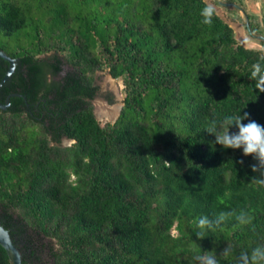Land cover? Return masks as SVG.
<instances>
[{
	"label": "trees",
	"instance_id": "obj_1",
	"mask_svg": "<svg viewBox=\"0 0 264 264\" xmlns=\"http://www.w3.org/2000/svg\"><path fill=\"white\" fill-rule=\"evenodd\" d=\"M206 3L0 0V33L26 42L0 48L15 61L0 102L19 94L0 108V224L21 264H198L205 252L237 264L264 244L257 161L205 131L245 112L264 125V93L250 79L264 41L244 46L217 13L202 24ZM240 7L264 35V17ZM7 68L0 58V81ZM104 68L124 98L102 125L91 101ZM232 210L253 217L255 231L232 217L196 236L200 217ZM0 264H10L1 245Z\"/></svg>",
	"mask_w": 264,
	"mask_h": 264
},
{
	"label": "clouds",
	"instance_id": "obj_2",
	"mask_svg": "<svg viewBox=\"0 0 264 264\" xmlns=\"http://www.w3.org/2000/svg\"><path fill=\"white\" fill-rule=\"evenodd\" d=\"M216 13L215 7L206 3L200 11L202 17L201 23L211 26L213 17ZM250 79L253 80L255 89L264 93V55H261L259 61L251 66ZM247 120V123L243 121ZM235 127L238 131L230 132L229 129ZM205 131L215 136V144L221 145L225 149H242L245 156H252L257 163L251 166L254 176L252 183L264 186V125L250 119L249 114L245 112L243 115H227L222 120L212 119ZM243 163V161H241ZM166 165H169L165 161ZM235 217L240 225H250L251 231H255V225L252 224L253 217L241 211L237 213L235 210L229 212H220L215 219H209L202 216L198 219L197 227L201 230L196 233L198 238L205 237L204 230H215L228 219ZM232 255L231 246H227L222 250L221 256L227 258ZM198 264H220L215 254L197 255L195 257ZM237 264H264V244L258 245L251 249L250 252L242 251L237 259Z\"/></svg>",
	"mask_w": 264,
	"mask_h": 264
},
{
	"label": "rangeland",
	"instance_id": "obj_3",
	"mask_svg": "<svg viewBox=\"0 0 264 264\" xmlns=\"http://www.w3.org/2000/svg\"><path fill=\"white\" fill-rule=\"evenodd\" d=\"M207 3L212 4L215 9L216 13L221 16L225 21L229 23L230 26L234 29V35L237 41L243 44L246 47L252 48H262L259 42L256 41L252 36H250L243 27L244 16L242 13L237 11H230L224 7L219 5L213 4V0H205ZM241 4V0H238ZM229 18V19H228ZM257 20L263 24V17L258 18ZM20 34L14 33L11 36H5L0 33V48H3L6 53L13 52L19 48H23L26 45V42L21 39ZM50 55V53L44 54L42 56ZM94 84L97 86V92L94 99L91 101L93 105V110L95 117L98 119L100 124H105L106 122H110L116 117L118 113L119 106L123 103L124 98V87L119 79H113L109 72L108 68H104L96 72L94 77ZM101 102L106 107L113 108L118 107L116 115L111 119H106L105 117L101 116L98 112L97 102ZM71 141L62 138L59 145L60 146H69Z\"/></svg>",
	"mask_w": 264,
	"mask_h": 264
},
{
	"label": "water",
	"instance_id": "obj_4",
	"mask_svg": "<svg viewBox=\"0 0 264 264\" xmlns=\"http://www.w3.org/2000/svg\"><path fill=\"white\" fill-rule=\"evenodd\" d=\"M217 1L222 6L233 7V8H236V9L240 10V7L237 4H235V3H226V2H222L220 0H217ZM243 25L247 29V32L249 33L250 36H252L254 39H256L258 41H264V35L254 34L251 31L249 23H248V20H247V18L245 16H244ZM0 58H2L3 60L8 62V68H7L4 76L2 77V79L0 81V87H1L3 85V83L14 72L15 61H14L13 58H11L9 55L4 53L2 50H0ZM14 95H19V94H11V95H9L7 97L6 102L4 104H2L0 102V108L1 109H6L9 106V98H10V96H14ZM121 108H122V105L119 106L118 113H117L116 117L111 121V123L115 122V120L117 119V117L120 114ZM68 140H70V139H68ZM70 141H71V143L73 142V140H70ZM0 245L6 250L8 256H9V259H10V264H21L22 263V254H21L20 250L14 244V242H13L11 236H10L9 230L4 228L1 224H0Z\"/></svg>",
	"mask_w": 264,
	"mask_h": 264
},
{
	"label": "crops",
	"instance_id": "obj_5",
	"mask_svg": "<svg viewBox=\"0 0 264 264\" xmlns=\"http://www.w3.org/2000/svg\"><path fill=\"white\" fill-rule=\"evenodd\" d=\"M241 2L256 17H264V0H241Z\"/></svg>",
	"mask_w": 264,
	"mask_h": 264
},
{
	"label": "bare ground",
	"instance_id": "obj_6",
	"mask_svg": "<svg viewBox=\"0 0 264 264\" xmlns=\"http://www.w3.org/2000/svg\"><path fill=\"white\" fill-rule=\"evenodd\" d=\"M97 106H98V112L101 116L105 117L106 119H111L112 117H114V115H116L117 109L118 107H113V108H109L106 107L104 104H102L101 102H97Z\"/></svg>",
	"mask_w": 264,
	"mask_h": 264
},
{
	"label": "flooded vegetation",
	"instance_id": "obj_7",
	"mask_svg": "<svg viewBox=\"0 0 264 264\" xmlns=\"http://www.w3.org/2000/svg\"><path fill=\"white\" fill-rule=\"evenodd\" d=\"M220 1H222V2H226V3H235V4H237L239 7H240V4H241L238 0H235V2H229L228 0H220ZM213 4H215V5H219V6H221V7L226 8V6H222V5H220L219 2H218L217 0H213ZM230 8H233V7H230ZM234 9H236V8H234ZM236 11L242 13V12H241V7H240V10H239V9H236ZM242 14H243V13H242ZM243 23H244V21H243ZM243 27H244V25H243ZM244 28H245V27H244ZM245 31H246V29H245ZM246 32H247V31H246ZM6 99H7V97H6ZM6 99H5V102H6ZM0 101H1V99H0ZM61 140H62V139H61ZM21 254H22V253H21Z\"/></svg>",
	"mask_w": 264,
	"mask_h": 264
}]
</instances>
